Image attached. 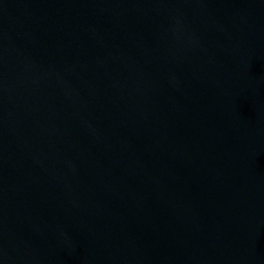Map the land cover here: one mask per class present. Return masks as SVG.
<instances>
[{"label": "water", "instance_id": "1", "mask_svg": "<svg viewBox=\"0 0 264 264\" xmlns=\"http://www.w3.org/2000/svg\"><path fill=\"white\" fill-rule=\"evenodd\" d=\"M0 264H264V0H0Z\"/></svg>", "mask_w": 264, "mask_h": 264}]
</instances>
